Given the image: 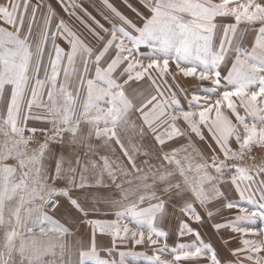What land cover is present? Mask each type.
Returning a JSON list of instances; mask_svg holds the SVG:
<instances>
[{
    "label": "snow or ice",
    "instance_id": "snow-or-ice-1",
    "mask_svg": "<svg viewBox=\"0 0 264 264\" xmlns=\"http://www.w3.org/2000/svg\"><path fill=\"white\" fill-rule=\"evenodd\" d=\"M57 3L68 19L50 0H0L8 26H0V264H129V257L137 264L142 256L149 264H264V227L256 226L264 223V165L234 163L264 148V0H139L145 11L123 0L135 21L113 0H102L101 19L84 0ZM249 32L254 40L245 44ZM177 72L196 81L191 91L176 84ZM140 81L148 95L135 103L126 89ZM116 148L123 159L108 154ZM228 183L235 198L222 190ZM226 199L235 215L214 228L242 238L232 260L194 227L214 220ZM102 200L123 207L136 228L89 220L90 249L65 261L71 231L56 218L63 201L89 216ZM177 208L179 236L193 239L169 248L163 224ZM97 231L114 245L147 242L155 254L118 251V260L101 259Z\"/></svg>",
    "mask_w": 264,
    "mask_h": 264
},
{
    "label": "rangeland",
    "instance_id": "rangeland-1",
    "mask_svg": "<svg viewBox=\"0 0 264 264\" xmlns=\"http://www.w3.org/2000/svg\"><path fill=\"white\" fill-rule=\"evenodd\" d=\"M50 2L53 4V7L57 9L60 15H64L63 10L60 8L59 4L57 3V0H50ZM113 2L118 7H121V10L125 13V15L129 16V18L133 19L134 21L137 20L135 13L132 12L131 9L123 5V0H113ZM128 2L131 3L134 7L138 8L140 11H145L143 6L139 3V0H128ZM84 7L87 8L88 11L92 13V15L96 16L97 19H101V17L98 15V12L102 10V0H84ZM64 18L68 19L66 15H64ZM85 19H87V17H85ZM218 21L222 23H234L233 18H225L222 21H220L218 18ZM101 22L104 23L103 20H101ZM72 23L81 33L86 34V29L82 24H80L78 21H72ZM0 26L8 27L6 24H3L2 21H0ZM239 27L240 29H244L246 26L241 24ZM253 40H254V33L249 32L248 34H246L243 43L250 44ZM58 42L61 43V46H65L64 42L62 41H58ZM148 51L149 49L145 46H142L140 48L141 53H147ZM137 58L142 59L145 64L148 63V58L146 56L137 55ZM169 64H170V72H175L174 60H170ZM176 76H177L176 84H178L180 87L186 88L189 91H191V88L196 83V81H194L193 78L184 77L182 74H179L178 72L176 73ZM166 78L168 79L169 84H173V81L171 80L170 77H166ZM176 84H173V90H175ZM205 84H207V82H205ZM147 88L148 85L145 84L143 81L133 82L131 83V87L126 89V92L130 96L136 98L134 100L135 103H139V101L143 99L144 96L148 95V91H146ZM152 91H154V89ZM141 93H143V95H141ZM180 99H181V104L184 105L185 101L183 96H180ZM0 113H6V108L2 104H0ZM241 114H243L242 111ZM132 117L137 118L138 114L133 113ZM41 126L42 125L40 124H33L32 122H29V127H41ZM128 135L133 138L132 139L133 143L138 142V138L135 137L134 133L129 132ZM205 137L207 143L211 144V147L213 149H217V145L211 140L210 136L207 133H205ZM40 139L42 140L43 138L41 137ZM125 139L127 140V137H125ZM179 143H186V141H182ZM179 143H177L175 146H179ZM232 146L233 148L237 147V145L234 142ZM197 147L205 157L210 155V153L207 151V145L204 144L203 142L198 143ZM76 151H80V149L77 148ZM67 154L68 153L66 152L65 155ZM108 154L112 155L113 158L119 156L121 157V159H123L121 152L118 150H115V153L109 152ZM193 155L195 154L193 153ZM138 159H143V157L142 156L138 157ZM13 163H15V161H13ZM125 163H127V161H125ZM234 163H242V166H248L253 164L257 166L264 165V148H261L260 146H254L251 152L246 153V157L243 162L234 161ZM125 186L127 187V185ZM222 190L225 191L226 197L228 198L236 197V193L233 189V186L230 183L222 185ZM104 195H109V194L105 192ZM226 203H227V199L224 200L222 204L217 205L220 208V214L217 215L214 220L207 221L203 225H194V227H197L199 229L201 233V237L204 239V241L210 243L217 250L218 254L221 257L227 260H232L235 259V257L231 255V250L235 249L237 246H240V241L242 238L238 234L232 233L230 229H221L220 231H216L214 228V225L216 223L218 222L226 223L227 221L231 220L235 215V212L233 210H229L224 206ZM47 210H51V209H47ZM61 213L62 214L60 215H62V217L65 216L68 223L70 222L71 224H73V226H76L77 224V226L79 227L78 230H73V229L70 230L71 234L65 237V239H67L68 242V250H67L68 256L70 254H75L76 256H78L79 252L87 251L90 249L89 244H91L92 241L93 226L88 223L89 220H94V219H100L104 221L119 220L121 223H128L129 226L132 227L133 229L136 228V225L128 218V215L123 207H117L115 204H110L107 200H102L98 204H96L95 211L91 212L89 216H83L78 211L73 210L70 204H64V208L63 211H61ZM117 213H120V215L118 216ZM180 221H181V213L177 208L175 215L166 224H163V229L169 233L168 239L166 241V243L169 245V248L176 246L180 242H189L193 239V237L191 236H185L183 238L179 236ZM241 226H247V225H241ZM256 226L258 228L264 227V223H261L258 220L256 222ZM247 238L259 239V237H253V236H249ZM229 240H231L232 242L228 243ZM95 241L97 246V252L101 248L113 249V251L116 252L114 259L117 260L119 259L118 251L143 252L147 256H152L155 254L154 247L147 242H145L142 245H136L130 239L127 241L117 240L116 244L114 245L113 238L109 234L107 233L101 234L99 233V231H97L96 233ZM160 243L164 244L165 241L161 240ZM99 253L100 252H98V254ZM162 258L172 260L174 259V256L171 254H166ZM131 260L132 258L129 257L128 258L129 264H131ZM88 262L90 261H87V263ZM137 264H149V262L146 259V257L142 256L137 258ZM182 264H194V262L188 261V262H182ZM200 264H203V262L201 261Z\"/></svg>",
    "mask_w": 264,
    "mask_h": 264
},
{
    "label": "crops",
    "instance_id": "crops-1",
    "mask_svg": "<svg viewBox=\"0 0 264 264\" xmlns=\"http://www.w3.org/2000/svg\"><path fill=\"white\" fill-rule=\"evenodd\" d=\"M132 119L134 120V121H136L137 123H139V120H138V117L137 118H133L132 117ZM113 147H115V146H113ZM57 151H58V149H56ZM116 150H118V151H120V149L119 148H116ZM7 163H13V161L12 160H8V161H6ZM51 164H52V166L54 167V165H55V160L53 159V161L51 162ZM63 203L64 204H69L67 201H63ZM72 207V206H71ZM64 208V207H63ZM63 208L61 209V211H63ZM73 208V207H72ZM47 210V209H46ZM73 210H75L74 208H73ZM47 211H51V210H47ZM61 211H60V213L57 215V219L58 220H60V222L61 223H64L67 227H69V229L70 230H78V226H77V224H76V226H73V224H71L70 222L68 223V221H67V219H66V217L64 216V217H62V215H60V214H62L61 213ZM77 211V210H76ZM79 224V223H78ZM66 241H67V239H65ZM85 244H87V243H85ZM82 245H84V244H82ZM82 245H81V248H82ZM90 246H91V244H89ZM105 248V247H104ZM109 249H103V248H101L100 250H98V252H100L99 253V257L101 258V259H108V258H115V254H116V252H114V251H112V252H109L108 251ZM80 253L81 252H79V254H78V256H76L75 254H70L69 256L67 255L68 253H67V251L65 252V254H64V257H63V259L65 260V261H78L79 260V258H80ZM45 259L46 260H49V259H51V257H45ZM57 259H59V258H57ZM87 261H90V262H88L87 263ZM85 264H96V262H95V260H93L92 258H89V259H86V261H85Z\"/></svg>",
    "mask_w": 264,
    "mask_h": 264
}]
</instances>
